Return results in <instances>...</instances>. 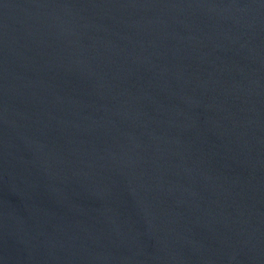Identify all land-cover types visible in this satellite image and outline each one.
<instances>
[{"label": "water", "instance_id": "95a60500", "mask_svg": "<svg viewBox=\"0 0 264 264\" xmlns=\"http://www.w3.org/2000/svg\"><path fill=\"white\" fill-rule=\"evenodd\" d=\"M0 264H264V0H0Z\"/></svg>", "mask_w": 264, "mask_h": 264}]
</instances>
